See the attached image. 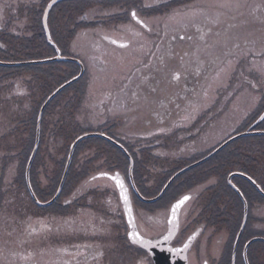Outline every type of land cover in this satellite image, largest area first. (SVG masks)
I'll return each instance as SVG.
<instances>
[{
  "label": "rangeland",
  "instance_id": "1",
  "mask_svg": "<svg viewBox=\"0 0 264 264\" xmlns=\"http://www.w3.org/2000/svg\"><path fill=\"white\" fill-rule=\"evenodd\" d=\"M41 1L42 0H0V6H5L2 10V14L4 13V15L7 16L8 9L10 10V8L19 11L22 6L25 7V5L37 4ZM164 1L167 0H147L145 4L148 3V5H155ZM203 1L204 0H199L192 3L195 7L192 10H180L177 6L171 7L170 5L171 9L165 16L161 15L160 17L150 18L141 17L147 24L148 29H145L133 21H128V23L125 24L126 28H120V30L116 32V36H122V39L125 38L129 44L124 47H117L109 44L111 48L115 49L122 56H119L120 58H117L116 56L117 59L115 58V60L110 59V66H105L112 67L108 74L111 76H116L117 74L128 75V73L135 68H137V70L134 74L141 71L142 68L139 67L149 60L150 52L160 40L163 28L165 31L164 37H168L180 30H186L188 32L189 30H193V24H200L205 21L213 22L212 20H205L199 14L193 17V10L198 13L197 7H199ZM139 3L143 4V0H139ZM190 3L191 0L183 3V5H188ZM205 3H207L206 0ZM195 4H198L199 6H196ZM207 5L212 16L215 17L219 13L218 22H213L215 23V25L213 24L214 27L212 30L214 32H208L205 41H198L197 46L192 47L191 52L186 59L194 58L199 54H206L207 57L200 60L198 57L201 58V56L199 55L197 57L199 62L203 60L205 62L212 56L219 54L222 51V46H231V51L229 52L230 55L227 56L229 53L226 56L222 55V58L220 57L216 60L213 67L207 72L209 74L202 76V86L198 94L199 100L203 101L212 99L215 105L220 106L224 103L223 100L225 95L228 94V92L231 93L227 95V99L230 102L228 103V106L225 107V111L222 112V110H220L219 112H215L214 125L207 131V145L212 147L230 135L234 130L242 128L241 124L243 118L257 108L259 102L258 99L260 98V95L264 93V57L260 62H255V67L252 66L251 61L253 52L261 51L260 42L261 40H264V24L258 19L264 17V0H249V6L240 9V12H242L243 15H240L235 10H229L228 8H215L210 3H207ZM253 8H255V11H253ZM138 14L142 16L140 9H138ZM193 19H195V23L192 22ZM24 20L25 19L22 20L23 22L21 21V26H23V23H27V20ZM229 22L231 25L229 33H226L221 40L216 38L217 31L215 30H217L219 26L221 27L224 23L228 24ZM234 22L238 23V25L234 24ZM112 23L113 26H116L115 21ZM24 26L26 27V25ZM127 27L131 30H128ZM118 28L119 26H116V29ZM103 33L107 35H115V32L110 30H105ZM97 34L99 36V33L96 32V30H89L80 34L78 33L72 44V52L66 50L65 54L75 57L78 56L77 58L88 67V56L90 55L89 57H91L96 54L91 50L97 45V42L99 46L106 45L98 36L96 37ZM251 38L253 39L248 40ZM252 41L256 42L255 45L251 43ZM102 42L103 45L101 44ZM93 43H95V45H92ZM233 43H236L237 45ZM134 47H138V49H135ZM261 52L264 56V51ZM242 53L246 55H242ZM124 54H130L132 59L124 61L126 57ZM228 60L233 61L231 67L227 65ZM258 69L261 72H259L261 80L258 71H254ZM217 73L220 75L217 76ZM27 78H24L26 82ZM90 78L93 80V83L89 85L88 92H85V103L82 105L81 111H76L74 119L77 120L80 118L83 128L92 131L99 129L102 126L100 123L104 120H109L108 118L104 119L106 116H104V118L98 116L97 109L100 107L98 102L104 100L105 98L103 96L107 95L109 91L114 92L112 96L114 97L116 95V99L114 100L117 102H119V98L122 97V94L117 93V89L113 90L114 87L108 85L111 82L103 79V73L101 71H99V73L96 72L91 74ZM119 78L122 77L119 76ZM21 79V81L17 80L19 89L16 88L20 91H18V95L15 97L13 96L12 98L9 86L5 85V82L7 81H4L2 84V87L6 88L0 95V110H3L0 112V159L4 155L13 156L17 150H21L22 141L25 139L24 136L22 137L23 134L20 131L9 133L7 129L12 125L16 113L28 108V106L35 102L37 97L42 95L41 90L35 85L32 77H30L31 85H27L22 76ZM36 80L37 79H35V81ZM40 80L41 78L39 81ZM119 82L120 81H118V83ZM259 82H261L259 87L255 89L252 85ZM115 85L117 86L119 84L116 83ZM16 89L14 90L16 91ZM22 91L24 92L22 93ZM67 95L68 94H66L61 101V105H64V107H62L61 111L57 110L59 113L57 115L60 116L58 119L59 121L62 120L63 123L67 122L70 115V107H68L69 103H65V100L70 98V96ZM105 106V103H102V107L105 108ZM143 111L145 112V109H143ZM125 112H127L126 108H123L117 103L111 111V117H115V120L119 122H125L123 119V116L126 114ZM141 112L142 109L140 110V113ZM132 115L133 114H131V116ZM53 118L54 117L50 119L48 118V122H53L54 124ZM137 118L138 117L129 118L130 122H128L130 123L129 128L131 127V130H134V127H137L135 124V122L138 123L136 121ZM255 120H251L250 125ZM138 127L142 128L140 125ZM129 128L127 127L124 129L129 130ZM108 131L109 129H105L104 132L108 133ZM109 133L112 134V132ZM54 144L56 145L53 146L54 148L47 150L51 157L48 156L45 159L43 158L44 164L41 166L42 168H38L40 170L37 177L34 178V183L38 188L40 187L41 190L48 188L50 179L58 168L56 160L58 159L59 150L63 149V139L58 135H55ZM87 152L88 151L84 150L79 155L75 165V172H79L81 168V160L85 159V154ZM107 165L109 166V164L102 165L99 160L96 161L95 165L92 167L89 165L87 167V169H91L89 174L79 180L80 182L77 183V186L71 195L65 197V199H68L74 197L75 194H78V196H81L78 203L85 205H81L79 209H75V206L72 204L70 207L71 211L65 215H49L48 212L51 211L45 212L34 205L32 199L25 191V188L17 187L16 182L13 184L16 174H18L17 157L14 161L10 160L7 162L3 170L0 172V176L2 175L3 180L0 185V195L2 196L0 198V263L7 261L16 262L21 259L29 258L36 260L41 264H65L66 262H69L70 264H73V262H79V264H105L102 262H92L88 259H86L88 261L80 260V257L83 255H77V252L79 253V249L76 250L77 245L91 246L90 249H87V253H89L94 246H103L106 250H112V248H114L115 251L117 250V252L122 255L125 252L122 250L125 247L123 239L126 235L127 228L118 196L111 194V191L108 189L106 191L104 188L102 189L100 186H97L102 182L108 181L107 178H95L94 176L98 171L104 169L109 170L110 168H108ZM262 169H264V167H262ZM95 186L99 189L96 193H86L88 188ZM105 203L106 207H109V205L112 206L110 216L106 215V208L103 206ZM137 204L138 205L135 207V214L140 230L147 233H156L159 230H162L163 227L160 229L159 217L155 216L157 214L153 215L154 213H151L150 215L152 216H149L148 212H145L142 209L141 204ZM223 204L228 203L224 200H220L217 202L216 208H221ZM227 210L229 216L226 217L230 219V217H233L234 213L232 211V206L229 205ZM253 212L264 215V204L256 207ZM16 216H20L22 219V227H20L21 231L17 233L13 227L11 229L14 231L9 232L8 230L10 228L6 227L7 224L5 223L6 218H14ZM32 216H35L40 221H37L36 225L38 230L36 227H33V229H35L34 232L30 227ZM186 220L187 218L183 221V226L187 223ZM215 225L207 228L202 237L199 238L197 244L192 247V250L189 253V264H200L199 259H205L209 264H213V262L219 258L221 251L224 248L225 241L227 240L226 235L228 232L224 230V227H215ZM263 225L264 223L261 225L258 224L257 227L261 228ZM32 233L33 235H31ZM259 234L264 236V228ZM184 237L185 235H183V238ZM257 244L260 251L255 264H264V243ZM64 246H69V249H66ZM99 249L103 254L105 253L103 248ZM96 256L97 258H101L102 255L99 250ZM107 256L109 257L110 254ZM144 256V253L134 250L132 255H128L127 258L121 256V258H118V261L115 259V255L112 258L113 264H139L140 260L145 259Z\"/></svg>",
  "mask_w": 264,
  "mask_h": 264
},
{
  "label": "trees",
  "instance_id": "2",
  "mask_svg": "<svg viewBox=\"0 0 264 264\" xmlns=\"http://www.w3.org/2000/svg\"><path fill=\"white\" fill-rule=\"evenodd\" d=\"M47 1L48 0H42L40 3H34L36 5L29 4L27 6L25 5V7L22 6L17 12L16 18L11 16L9 20L4 22L3 26L1 25V61H27L48 58L55 55L54 48L51 47L45 40L41 25L42 11ZM187 1L189 0H169L160 5L143 7L140 5L139 0H64L52 8L49 14L48 24L52 37L61 50L62 55L70 56L66 55L65 52L66 50L72 52L73 39L81 29L93 28L100 24L104 25V23L106 24L114 21L116 23L125 22L130 19L129 10L131 8H141V11L145 15L165 16L171 9L170 5L171 7H175ZM117 7L122 8V11H114V8ZM23 19L27 20V23H23V26H21V21ZM24 25H26V27ZM79 70L80 67L76 62L61 60L41 64H25L16 66L0 65V95L6 88L2 87L4 81H7L5 82V85L9 86L11 98L18 95L17 93L20 90L16 89L19 87L17 80L21 81V76L23 80L28 77L27 82L24 80L27 85H31L30 77H32L35 85H37L38 89L42 92V95L37 97L32 105L28 106V108L23 111L20 110L14 115L13 123L7 129L9 133L20 131L23 134L22 137L24 136L25 139L22 141L21 150H17L13 156L4 155L0 159L1 172L7 162L10 160L14 161L17 157L18 174H16L13 184L16 182L17 187L25 188V191L29 196L30 194L28 192L25 179V167L35 142L38 111L46 97L56 87L66 82L71 77L77 75ZM40 78L41 80L39 81ZM35 79H37L36 81L38 82H36ZM86 80L87 79L84 73L82 77L62 89L55 97H53L43 110L40 123L39 145L30 168L31 186L37 198L42 202L52 198L58 188L70 144L79 135L85 132H90L89 129L83 128L80 118L77 120L74 119L76 111H81L82 105L84 104V95L87 90ZM14 89H16V91ZM23 92L24 91H22V93ZM66 94H68L67 96H70L68 100H65V103H69L68 107H70V115L67 122L64 121L65 123H63L62 120L59 121L58 119L60 116L57 115L59 114L57 110L61 111L62 107H64V105H61V101ZM263 109L264 93L261 95V101L258 103L257 108L252 110V113L244 118V121L241 124L242 128L239 127L241 129L236 132L246 130V128L250 125L251 120H255ZM1 111L3 110H0V112ZM52 117H54V124L53 122H48V118L50 119ZM255 129L264 130V120L259 123ZM92 131H100V129ZM55 135H58L63 139V149L59 150L58 159L56 160L58 168L51 177L48 188L41 190L40 187L38 188V186L34 183V178L38 175L40 170L38 168H42L41 166L44 164V159L48 156L51 157L47 150L56 146L54 144ZM118 142L126 148L133 159V179L139 192L145 198H152V196H156L158 191H160V188H162L166 181L175 172L189 165L187 164L183 167L178 166L176 169L165 173L161 176L162 178L153 193L147 194L145 191L146 189L143 187L145 182V178L143 176L144 156L136 154L126 141L118 140ZM84 150L88 152L85 154V159L81 160V168L79 172H75L77 159ZM211 150H209V152ZM98 160L101 161L102 165L109 164V166L107 165V167L110 168L109 171H120L126 178H128L129 160L124 152L104 138L99 136L87 137L78 142L74 148L66 178L56 201H54L50 206L39 207L32 200L34 205L45 212L51 211L48 212L49 215H65L71 211L70 207L72 204L75 206V209L79 208L81 205H85L78 203V200L81 197L80 195L78 196V194H75L74 197L68 199H65V197L71 195L77 186V183L80 182L79 180L89 174L91 169H87V167L89 165L92 167ZM262 167H264V135L254 134L242 136L228 143L223 149L219 150L205 161L182 172L174 179L166 190L165 194L175 188V183L181 181L192 180L193 183L201 182L205 179L203 174V172L206 173L204 170L205 168H213L212 174L220 179L221 185L219 186V191L215 194V206L220 200H224L228 204H225L224 207L217 209L210 225L216 224L215 227H217L220 226V222H224L221 220V217L229 216L227 210L229 205L232 206V211L234 213L233 217H230V219L226 217L225 224L228 232L226 235L227 240L225 241L221 255L213 262V264H231L233 242L239 230L243 216V202L238 193L227 183V176L232 172H243L253 178L264 191V169H262ZM154 176L159 177V173L151 172L149 177L153 178ZM190 176H194V178H191ZM2 181L1 175L0 185ZM232 181L242 192L248 203V216L244 230L238 242L235 258V264H244L242 249L245 242L252 237L263 236L259 234V232L263 231L264 225L261 228L257 227V225L264 223V215L257 214L253 211L256 207L264 204V196L258 192L254 185L244 177L234 176ZM89 193L92 194V191ZM1 197L2 196L0 195V198ZM134 200L141 204V206H155L157 204V201L153 203H145L136 196H134ZM257 243H264V241H253L249 245L247 257L250 264H255L259 257L258 255L260 250L257 247Z\"/></svg>",
  "mask_w": 264,
  "mask_h": 264
},
{
  "label": "flooded vegetation",
  "instance_id": "3",
  "mask_svg": "<svg viewBox=\"0 0 264 264\" xmlns=\"http://www.w3.org/2000/svg\"><path fill=\"white\" fill-rule=\"evenodd\" d=\"M197 1L199 0H191L190 4H179L177 7L180 10H192L195 8L192 3H195ZM195 5L199 6L198 4ZM207 6L208 5L204 0L203 3L197 8L199 10L202 7L208 8ZM4 8L5 6H0V27L1 25L3 26L4 22H6V20H9L11 16H14L16 18V14L18 12V10L10 8V10L8 9V15L5 16L4 13L2 14V10ZM133 9L134 8H131V10ZM115 10L121 12L122 8L117 7L114 8V11ZM141 15L142 16H138L140 18L159 17L157 15H145L144 13H142ZM141 19L143 20V18ZM127 23L128 21L116 23V26L125 29V24ZM213 24L215 25V23L208 21L202 22L200 24H193V30H189V32L186 30H180L175 34L169 35L168 37H164L165 31L163 28L162 36L151 50L149 60L139 67L142 68V70L137 74H134L137 70V68H135L131 70L128 75L117 74L116 76H111L108 74L112 67L105 66H110V59L115 60L116 56L117 58H120L122 55L109 46V44L112 43H110L106 38L114 37L122 41L127 40L125 38L122 39L116 36V32L114 31V27L116 26H113L112 22L106 24L104 23V25L99 29H95L96 32L99 33V36L97 34L96 37L98 36L106 45L99 46L97 42V45L91 50L96 54L91 57H89L90 55L88 56V67L86 66L85 69L87 73L86 85L89 87V85L93 83V80H91L90 78L91 74L96 72L99 73V71H101L103 73V79L105 81L109 80L111 82L108 85L114 87L113 90L117 89V93L122 94V97L119 98V102H117L116 100H114L116 99V95L114 97L112 96L114 92L109 91L107 95L103 96L105 99L101 102H98V105H100V107L97 109L98 116H102V118L106 116L104 119H109L108 121L104 120L103 122H101L100 125L102 126L99 129L102 132H104L105 129H109L108 133L106 134L112 136L117 140L126 141V143L136 154L144 156L143 176L145 178V182L143 184V187L146 189L145 191L147 192V194L153 193L162 178L161 176H163L165 173L176 169V167L178 166L183 167L184 165L190 164L193 161H197L201 157L205 156L209 152V150H211L216 145L215 144L212 147H210V145H207V131L210 130L214 125L215 112H219L220 110H222V112L225 111V107H227L228 103L230 102L227 99V95L231 93L228 92V94L225 95L223 100L224 103L220 106L215 105L212 99L203 101L199 100L198 94L202 86V76L209 74L207 72H209L210 68L213 67V64H215L216 60H218L222 55L226 56L231 51V46H222V51L219 54H216V56H212L205 62L204 60L201 61L203 63L199 62L197 57L200 55L201 58L198 57L200 60L207 57L206 54H199L194 58L186 59L187 56H189L192 47L197 46L198 41H205L207 39L208 32H214L212 31L214 27ZM234 24L238 25V23L236 22H234ZM230 26V22L228 24L224 23L221 27L219 26V28L215 30L217 31L216 38H219L221 40V38H223L226 33H229ZM105 30L115 32V35L104 34L103 31ZM128 30L131 29L128 28ZM87 31L89 30L82 31L81 33ZM252 39L253 38L248 40ZM103 42L101 43L102 45ZM128 44L129 42H127L126 45ZM92 45H95V43H93ZM114 46L117 45L115 44ZM134 48L138 49V47ZM124 55L126 56L124 61L132 59L130 57V54ZM229 55L230 53L227 56ZM252 55V62H260L264 57L262 56L261 51L253 52ZM254 71H258V73L260 72L259 69ZM174 72H179V78H172ZM119 76L122 78H119ZM118 81L120 82L118 83ZM116 83L119 85L116 86ZM260 83L261 82L255 84V89L259 87ZM152 89H156V91L153 92ZM258 100L259 102L261 101V95ZM102 103H105V108L102 107ZM117 103L127 110V112H125L126 114L123 116V119L126 123L123 121L119 122L115 120V117H111V111L114 109L115 104ZM141 109L142 112L140 113ZM143 109H145V112L143 111ZM131 114L133 115L131 116ZM128 117H138L136 120L138 123L135 122L137 127H134V130H131V127L129 128L130 121ZM243 121L244 118L242 122ZM139 125L142 128H139ZM127 127L129 128V130L124 129ZM109 132H112V134H110ZM204 170L206 172H203L205 179L201 182L193 183L192 180L177 182L175 183V188L165 194L169 186L167 187L163 194H161L157 198V204L155 206L142 205V209L145 212L147 211L149 216H152L150 215L151 213H154L153 215L157 214L155 216L159 217L160 229L163 227L162 230H159L156 233H147L141 231L143 235L147 237H156L164 234L168 229V218L170 215L172 204L182 196L187 195L190 197V199L185 201V203L180 208L179 228L177 236L173 240L172 245L176 246L182 244L188 237V235H190L196 229H201V233L193 243L192 247L197 244L199 238L202 237L206 229L212 227L210 223L212 222L214 215L216 214V211L218 209L215 206V194L219 191V186L221 185L220 179L212 174L213 168H205ZM151 172L159 173V177L154 176L153 178H150L149 176ZM190 177L194 178V176ZM107 180L108 181L102 182L97 186H100L102 189L104 188V190L106 191L108 189L111 191V194L118 196L117 189L113 181L109 178H107ZM97 186L91 187L90 189H94L97 192L99 190L97 189ZM161 189L162 188H160V190ZM103 206L106 208V215L110 216L112 212V206L109 205V207H106V203ZM224 206L225 204H223V206L221 207ZM185 218H187V223L183 226V221H185ZM21 220L22 219L20 218V216H16L14 218H6V227L10 228L8 231H14L13 229H11L14 227L15 231L19 233L21 231L20 227H22ZM221 220L224 222H220V226L224 227V230L227 231V227L225 224L226 216L221 217ZM37 221H39L38 218L32 216V223L30 225L32 229L33 227H36V229L38 230L36 226ZM31 235H33V233ZM183 235H185L184 238ZM64 247L66 249H69V246ZM90 247L91 246H76V250L79 249V253L77 252V255L84 256L80 257V260H91L92 262H102L105 264H107L108 262V264H113L112 257H114V255L115 259H117L118 261V258H121V256L123 258H127L128 255L131 256L134 252L133 247L127 244H125V247L122 250L125 251L122 255L119 254L117 250L115 251L112 246V250H106L103 246H94V248L90 250L89 253H87V249H90ZM192 247L188 252V263L189 253L191 252ZM99 248H103L105 253L103 254ZM98 250L100 254L102 253L101 258H97L96 256ZM144 252V258H146L147 251L144 250ZM109 254L110 256L108 257L107 255ZM199 261L200 264H203L205 259H199ZM147 262L148 264H153L149 255L147 257ZM28 263L41 264L40 262L29 258L21 259L20 261L16 262L7 261L0 264ZM65 264L70 263L66 262ZM73 264H79V262H73Z\"/></svg>",
  "mask_w": 264,
  "mask_h": 264
},
{
  "label": "water",
  "instance_id": "4",
  "mask_svg": "<svg viewBox=\"0 0 264 264\" xmlns=\"http://www.w3.org/2000/svg\"><path fill=\"white\" fill-rule=\"evenodd\" d=\"M61 1H64V0H49L44 9H43V13H42V17H41V22H42V27H43V31H44V35H45V38H46V41L47 43L52 46L55 50V56H52V57H48V58H43V59H35V60H27V61H14V62H8V61H0V65H5V66H14V65H25V64H38V63H46V62H51V61H60V60H65V61H73V62H76L79 66H80V72L70 78L69 80H67L66 82H64L63 84H61L60 86H58L57 88H55L48 96L47 98L44 100V102L42 103V105L40 106V109H39V112H38V116H37V123H36V137H35V142H34V147L29 155V158H28V161L26 163V168H25V178H26V182H27V187H28V190H29V193L32 197V199L34 200V202L39 205V206H48L50 205L53 201L56 200V198L58 197L61 189H62V186H63V183H64V180L66 178V175H67V172H68V169H69V166H70V162H71V159H72V155H73V151H74V148L75 146L77 145V143L82 140L83 138L85 137H88V136H101L103 138H106L108 139L109 141H111L112 143H114L115 145H117L120 149L123 150V152L127 155V157L129 158V180H130V186L133 188L134 192L136 193V195L142 200V201H145V202H152V201H155L164 191L165 189L168 187V185L171 183V181L179 174L181 173L182 171L188 169L189 167L193 166V165H196L197 163L201 162L202 160L208 158L209 156L213 155L214 153H216L217 151H219L221 148H223L226 144H228L229 142H231L232 140L238 138V137H241V136H247V135H254V134H264V130H254V127L259 124L263 119H264V110L262 111V113L256 118V120L247 128V130L241 132V133H238V134H235L231 137H229L227 140H225L222 144H220V146H218L217 148H215L210 154H208V156H206L205 158L189 165V166H186L184 167L183 169L179 170L178 172H176L175 174H173L168 180L167 182L165 183V185L163 186V188L161 189V191L159 192V194L153 198H144L143 196H141V194H139V192L137 191L135 185H134V182H133V179H132V166H133V160L131 158V155L128 153V151L120 144L118 143L117 141H115L114 139L110 138L109 136L103 134V133H99V132H89V133H84L80 136H78L77 138H75L73 140V142L70 144V148H69V152H68V155H67V159H66V163H65V166H64V170H63V173H62V176H61V179H60V182H59V185H58V188L55 192V194L53 195V197L51 199H49L48 201H45V202H42L40 201L32 187H31V184H30V181H29V171H30V167H31V163L33 161V158H34V155L36 153V150H37V147H38V142H39V134H40V121H41V115H42V112H43V109L44 107L47 105V103L59 92L61 91L63 88H65L66 86H68L69 84H71L72 82L76 81L82 74H83V71H84V67H83V64L82 62L77 59V58H74V57H68V56H63L61 55V51L60 49L58 48L57 44L55 43V41L53 40L52 36H51V32H50V29H49V25H48V16H49V13L51 11V9L59 2ZM47 13V16H45L44 14ZM137 19L139 21H141L138 17ZM137 19H135L137 21ZM45 24H47V26H45ZM141 24V23H140ZM144 25V23L142 24ZM109 42L113 43V41H116L115 43L113 44H116L118 46H121V45H126V42H121V41H118V40H115V39H112V38H106ZM116 173H119V177L120 179L123 181L124 185H125V189L127 191V195L129 197V203L128 205H125L123 199L121 198L120 196V188L116 185L115 181H113L118 189V192H119V199H120V202L122 204V208H123V212H124V217H125V221L127 223V226H128V232H127V237L129 239V241L138 246V247H141L143 248L141 245L139 244H136L132 241V239L129 237L128 233L130 232H135V233H138L140 237H142L143 239L145 240H151L153 241V243L155 244L156 241H160V246L159 247H154L153 249L151 250H147L145 249L146 251H150V255L153 259V262L154 264H188V251L190 250L191 246L193 245L194 241L197 239V237L199 236L200 232H201V229H197L195 230L193 233H191L187 238L186 240L184 241V243L188 242V238L190 236H193L194 235V238L192 239L191 243L189 244V247L187 250L185 251H182L181 253L177 254V253H173V252H170L168 251V248L169 247H173L171 245L172 241L174 240V238L176 237L177 235V232H178V229L176 230V233L175 235L172 237V239H170L169 241H164L163 240V237L165 235L168 234V230L169 228L171 227V225H169L168 223V229H167V232L165 234H163L162 236L160 237H157V238H148V237H145L143 236L138 227H137V223H136V220H135V214H134V208H133V203H132V197H131V192H130V187H129V184L127 183L126 179L124 178V176L116 171L114 173H108L109 176H112V175H115ZM101 173L97 174L96 177H100L102 175H100ZM109 176H106V177H109ZM233 176H241V177H244L246 178L248 181H250L254 187L258 190V192H260L263 196H264V191L262 190L261 186L253 179H249L250 176L246 175L245 173H242V172H232L228 175L227 177V181L228 183L230 184V186L238 193V195L240 196L242 202H243V217H242V221H241V225H240V228L236 234V237H235V240H234V243H233V248H232V255H231V264H235V255H236V249H237V245H238V242H239V238H240V235L244 229V226H245V223H246V218H247V211H248V205H247V201L246 199L244 198L242 192L235 186V184L232 182V177ZM239 190V191H238ZM185 196V195H184ZM183 197V196H182ZM181 197V198H182ZM180 198V199H181ZM180 199H178L177 201H175L172 206L174 204H176ZM171 206V208H172ZM129 208L131 209V212H129ZM181 208V207H180ZM179 211L180 209L178 210L177 212V219H178V222H179ZM171 217V211H170V215H169V218ZM168 218V220H169ZM253 241H264V237H260V236H256V237H252L250 238L245 244H244V247H243V251H242V255H243V259H244V262L245 264H249L248 263V259H247V248L249 246L250 243H252ZM184 243L182 245H179V246H174V248H181ZM144 249V248H143ZM205 262V261H204ZM28 264H35V263H28ZM204 264V263H203ZM207 264H209L207 262Z\"/></svg>",
  "mask_w": 264,
  "mask_h": 264
},
{
  "label": "snow or ice",
  "instance_id": "5",
  "mask_svg": "<svg viewBox=\"0 0 264 264\" xmlns=\"http://www.w3.org/2000/svg\"><path fill=\"white\" fill-rule=\"evenodd\" d=\"M206 2L210 3L215 8H228L229 10H235L240 15H243V13L240 12V9L249 6V0H206ZM253 11H255V8H253ZM197 14L202 16L205 20H212L213 22H218L219 13L217 14V16L214 17V16L211 15V11L208 8H203L202 7V8H200L198 10V13L195 10H193V17H195ZM44 15L47 16V13H45ZM131 16L133 17V19H137V13L135 11H132ZM258 19H260V22L262 24H264V17H260ZM137 22L143 24V21H139L138 19H137ZM192 22L195 23L196 22L195 19H193ZM45 26H47V24H45ZM115 42L116 41H113V43H115ZM251 43L253 45H255L256 42L252 41ZM121 46L124 47L125 45H121ZM260 47H261V51H264V40H261ZM242 55H246V54L242 53ZM232 63H233L232 60H228L227 61V65L229 67L232 66ZM252 66L253 67L256 66L255 61L252 62ZM179 75H180L179 72H174L173 75H172V78L173 79H177V78H179ZM219 75L220 74L217 73V76H219ZM252 86L255 87V84H253ZM152 91L155 92L156 89H152ZM100 175L109 176L108 173H101ZM109 179L115 181L116 185L121 190L120 191L121 198L123 199L125 205H128L129 197H128L127 191L125 189V185H124L123 181L119 177V173H116L115 175L109 176ZM249 179H251V177H249ZM189 199H190V197L185 195L176 204H174L172 206V208H171V217L168 220V223H169V225H171V227L168 230V234L163 237L164 241H169L175 235L176 230L179 228V222H178V219H177V212L180 209V207L185 203V201H187ZM129 212H131L130 208H129ZM32 231L34 232L35 229H32ZM9 235H10V233H9ZM128 235H129V237L132 239V241L134 243L141 245L144 249L151 250L154 247H159L160 246V241H156L155 244H154L153 241L145 240L142 237H140L138 233L130 232V233H128ZM194 235L195 234H193V236H190L188 238V242L184 243V245L181 248L169 247L168 251L179 254L182 251L187 250L188 247H189V244L191 243L192 239L194 238ZM148 255H150V251H149V253H146V258L145 259L140 260L139 264H147ZM204 264H207V261H205Z\"/></svg>",
  "mask_w": 264,
  "mask_h": 264
}]
</instances>
